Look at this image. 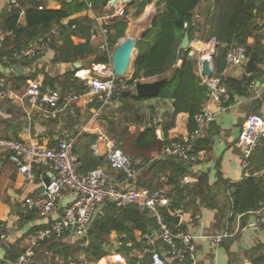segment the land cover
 <instances>
[{
    "label": "crops",
    "instance_id": "obj_1",
    "mask_svg": "<svg viewBox=\"0 0 264 264\" xmlns=\"http://www.w3.org/2000/svg\"><path fill=\"white\" fill-rule=\"evenodd\" d=\"M70 1L72 0H44V5L49 9H58L62 4ZM134 1L108 0L106 5L93 4V2L88 1L91 9L86 7L72 14L70 16L72 20H80L87 17L91 21L90 44L93 49V51L83 54L74 61L55 60L56 49L63 45V34L53 40L41 58L33 62L16 63V65L22 64V76L16 75L13 69L10 71L0 61V74L8 77L9 86L19 95L24 94L27 80L30 77H36L45 87L58 91L62 101L72 93L80 96L79 100L75 102V114L71 115L67 110H64L56 120L42 119L40 112L29 99L25 100L24 106L13 100L0 99V138H11L27 144L38 143L39 145L50 146L55 143L60 135L80 132L75 146L78 145V149H82L84 152L89 150L91 154L100 160L101 163L97 166L106 168L111 177L116 180L119 178L120 173L109 168L107 153L111 147H116L113 136L115 135V129H118L116 126L117 122L126 124L123 112L124 110L127 111V105L132 107L131 110H133L131 114L124 112L133 120L129 124L131 125L129 129L136 134L146 129H153L155 133V139L150 142L151 144L144 145L141 148L133 147L134 153L144 157L150 158L157 155L167 141L174 138H182L194 129L193 127L190 130L187 113L181 112L173 117L172 99L169 97H160L157 94L151 97H143L140 100L134 97L126 98L130 95L123 96L125 90L122 91V97L118 95L110 106L99 110V103L95 99L83 95L87 89L86 77L97 75L94 68L101 69L104 66L111 65V59L103 48L105 39L109 41L112 58L116 46L125 37H132L136 41L150 30L152 20L162 6L158 4V0H153L134 19L127 18V11L133 7L131 5ZM25 3L26 1H21L17 5L22 7L19 17L21 25H25ZM201 5L204 9H206V6L209 8L207 1L205 3L203 0ZM121 7L126 10L125 16L110 18ZM4 10H6V0H0V15ZM256 14H254L253 18L256 29L246 38V46L252 49V52H256L258 58L261 59L257 60L254 73L246 70L247 61H245L242 65L233 67L225 75V78L234 80V85L227 87L231 95L230 105L224 108H218V105L214 107L216 120L206 129L199 142L196 164L193 169H189L190 167L184 164L186 170L178 178L179 186L183 190L181 204L184 210L183 214L179 216V223L185 230L193 234L196 244V257L194 262L188 261L175 264H251L261 251V247H264V229L261 232L240 230L241 227L254 221L255 215L253 213L247 212L235 215L224 223V218L230 216V213H228L229 201L227 199L229 194L226 192V183H237L245 177H255L264 174V168H262L260 161L254 155V166L252 164L251 169L248 171L241 169L240 157L242 150L237 145L239 131L245 117L249 113L264 115V59L263 55L260 57L261 50H263L264 54V0H259ZM107 16H109V19L105 20ZM147 19H149V22L146 24ZM118 20H123L127 23L123 33L122 31L119 32V28L114 25ZM62 22L66 24L68 19H64ZM101 25L107 28L106 36L100 32ZM0 32L5 34V39L7 37L9 40L11 39L10 32L3 29L1 25ZM118 33H121V36L117 38ZM70 39L75 45L82 44L85 41V38L80 34H73ZM190 45V50L195 52L199 47L205 46L206 48L208 44L199 39L196 42L195 38H193L190 39ZM11 48L8 41L5 49L12 50V54L17 51L15 48ZM103 55L108 59L106 63L95 62V59ZM179 64L180 61L177 62V66ZM131 73L132 71L130 70L128 75L119 77L121 80H128ZM69 74H71V77L68 80L66 76ZM165 77L169 79V74L142 78L140 81L154 82ZM202 78L204 81L205 78ZM249 78L254 81L252 90H249L244 83ZM237 82L242 83V92L235 85ZM73 83H75L74 86ZM84 85L86 89L82 90L81 87ZM131 91H133V87ZM212 104L211 102L210 107ZM172 160L163 161L164 164L162 163V165L165 167L163 173L156 171L154 175L147 172L145 175L142 174L143 176H140L141 179L140 177L138 179V184L140 182L147 186L158 187L160 184L165 183L162 177L170 175V162ZM186 175L189 179L188 181H184ZM201 177L205 178V184L199 182ZM44 178L47 177L40 179L37 176L31 182L25 181L23 176L17 172L16 168L0 151V224L4 225V230L7 234L6 239L0 241V264H11L17 254L23 249L26 235L39 227L48 225L60 215L58 211L48 215L39 214L36 210L26 208L24 204L27 197H39L44 189ZM200 187H202L204 192ZM70 201L71 197L65 194L61 200L60 208L66 206ZM107 206L109 210L112 208L109 203ZM104 207L95 210L90 226L98 216L105 215ZM168 212L171 214V211ZM149 229L152 230L153 227L151 226ZM223 232H228L230 236L221 241L217 247L208 242L207 235ZM141 235L140 231L134 230L133 239H129L126 246L135 251V243L141 244L143 242ZM108 237H110V241L115 238L118 243L112 245L115 256L106 253L103 247L105 254L98 260V264H101L103 260L109 257L117 258V262L121 258V255L117 252L120 245L118 234L115 231H111ZM79 239L81 238L65 235L62 239L56 240L54 244L53 242L45 244L43 249L36 253L31 264H74L71 255L64 259V254L74 251L72 248L78 246L79 243L77 241ZM83 242L85 246L88 243L87 240ZM104 246L108 245L105 244ZM115 247L118 248L115 249ZM50 250L63 257H59L61 262L56 263L46 260V257H49ZM79 254L78 259H81L84 255ZM108 262L111 263L110 261Z\"/></svg>",
    "mask_w": 264,
    "mask_h": 264
},
{
    "label": "built area",
    "instance_id": "obj_2",
    "mask_svg": "<svg viewBox=\"0 0 264 264\" xmlns=\"http://www.w3.org/2000/svg\"><path fill=\"white\" fill-rule=\"evenodd\" d=\"M21 1L26 0H6V11L19 5ZM80 1L87 3L86 7L91 9L87 0ZM38 8L43 9V6L39 5ZM256 12L257 9L253 8L252 13L256 14ZM122 16H125L124 7L118 8L110 18ZM106 19H109V16L105 17ZM100 32L106 36V26L101 25ZM60 34V25L54 23L46 33L29 42L25 47L12 55H2L1 63L12 71L13 63L33 62L46 53L50 44ZM4 39L5 34L0 32V48L3 46ZM104 42V51L111 59L109 41L105 39ZM247 57L245 46L230 44L222 72L204 80L209 89L208 95L200 109L194 114V129L186 136L170 139L160 153L148 159L130 157L121 148L111 147L107 153L108 166L120 173L116 180L102 166H96L87 173H80V160L75 153V145L80 132L60 135L50 146L0 138V151L25 181L31 182L37 176L40 179L49 178V184L44 185L38 198L27 197L25 199L26 208L36 210L43 215L53 214L60 208L65 194L71 197V201L63 207L62 213L57 218L48 225L39 227L26 235L23 249L11 264H31L36 253L42 250L45 244L60 240L65 235L76 238L86 237L95 210L108 203L117 210L135 206L140 211H146L153 218V229L141 235L145 242V252L150 258L149 264L194 262L196 244L193 234L179 228L180 223L175 225L165 218V211H171L170 207L174 200L171 186L149 189L138 185V179L147 165L159 159L172 158L189 166V169H193L198 160L197 142L203 137L210 124L216 120V112L211 110L210 104L214 101L218 108L229 107L231 95L224 83L225 75L233 67L245 63ZM94 70L97 75L86 77L87 89L83 95L95 99L101 110L110 106L114 93L125 91L128 84L126 79L121 80L114 73L111 65L101 69L94 68ZM253 87L254 81L251 80L248 89L252 90ZM79 97L72 93L62 101L58 91L45 87L36 77H30L27 80L24 94L19 95L9 86L8 77L0 74V99L13 100L21 106H24L25 100L29 99L45 120H56L64 110L74 115L75 102L79 100ZM263 140L264 115L249 113L242 122L237 140V145L242 150L240 167L243 171L250 170L252 153L262 144ZM162 180L166 182L167 177H162ZM188 180L186 175L184 181ZM183 212V206L180 205L174 208L171 214L181 216ZM249 212L255 215L254 221L241 227L240 230L261 232L264 229V206ZM229 236L228 232H223L207 235L206 238L211 245L217 247ZM6 237L4 225L0 224V241L5 240Z\"/></svg>",
    "mask_w": 264,
    "mask_h": 264
},
{
    "label": "trees",
    "instance_id": "obj_3",
    "mask_svg": "<svg viewBox=\"0 0 264 264\" xmlns=\"http://www.w3.org/2000/svg\"><path fill=\"white\" fill-rule=\"evenodd\" d=\"M88 1L93 2V4L101 5H106L108 2V0ZM152 1L153 0H135L131 5L137 9L135 16L139 15L143 8ZM202 1L203 0H158V4L162 6L152 20L150 30L135 41L137 53L132 61L131 76L126 81L128 84L126 91H128L142 78H152L169 74V79L158 93V96L172 99L173 117L181 112L188 114L190 130L194 127V114L200 109L203 101L208 95V86L200 75L198 61L195 55L189 54L191 51L190 49L183 50L179 47L184 34L187 33L189 39L197 37L204 42H209L211 39L216 41L215 56L211 60L212 65L215 67L213 76H216L222 72L225 67L226 53L230 44L236 43L245 46L247 56L252 52V49L246 46V38L256 29V24L253 21L254 14L252 13V9H258L259 2V0H214L213 6L210 7L209 5L204 16L203 13L205 10L201 5ZM25 4V25L19 23V17L22 12V7L20 6L13 7L10 11L4 10L0 15V25L11 34V41L7 37L4 39V45L0 48V61L2 55H12V50L5 49L8 41L12 47L11 49L15 48V50L18 51L22 47H25L30 41L46 33L54 23L60 25L61 34L64 35L63 45L56 49L55 60L66 62L74 61L83 54L93 51L90 44L91 21L87 17L81 18L80 20L70 19L72 14L86 8L87 3L79 0H72L62 4L58 9L46 8L44 0H26ZM39 5H42L43 9H39ZM64 19H68L66 24L62 22ZM114 25L119 28V32L122 31L123 33L127 23L126 21L118 20ZM73 34L82 35L85 38L84 43L75 45L70 39V36ZM120 34L121 33H118L117 38L121 36ZM262 55L263 50L260 51V57ZM260 59L261 58H257V60ZM107 61L108 59L105 55L95 59L97 63H106ZM178 61H180V64L177 66ZM252 73H254V71ZM70 77L71 74L67 75L66 79L69 80ZM74 80H76V78H74ZM251 80L252 78L246 79L244 81L245 85L248 86ZM224 83L227 87H230L234 85V80L225 78ZM74 85L75 83H73V86ZM235 85L240 92L243 91V89H241V82H237ZM81 89L85 90L86 86H82ZM119 96L122 97V91ZM130 97L139 100L143 99V97L135 95H130L126 98ZM128 107L127 105V111H124L131 114V112H133V110H131L132 107ZM117 123L116 126L118 129H115V135L117 137L116 144L121 142L124 132L130 131V129L124 127L121 122ZM154 139V130L146 129L145 131L133 135L132 148H141L144 145L151 144L150 142H153ZM200 140L197 142L196 151ZM116 147L119 146L116 145ZM123 152L130 157L148 159L134 152V154L124 150ZM75 153L80 160V173H87L101 163L89 150L84 152V150L78 149V145L75 146ZM253 155L260 161L259 163L262 168H264V140L252 153L251 167L252 164L254 166ZM169 159L172 160V158ZM169 159L153 161L144 168L142 174L145 175L147 172L154 175L156 171H161L163 173L165 167H163L162 163L163 161H169ZM172 161L170 162L171 173L167 177L165 183L160 184L158 187H152L151 185L147 186L139 182L140 186L149 189L164 187L167 184L170 185L174 193V200L170 207L171 211L182 205L181 197L183 190L179 186L178 178L186 170L183 163L175 160ZM204 179L205 178L201 177L199 182L205 184ZM225 187L226 192L229 194L227 199L229 201L228 213H230V216L224 218V223L228 222L230 217L244 214L264 206V174L255 177H245L237 183H226ZM200 188L204 192L202 187ZM104 209L105 215L98 216L92 222L88 230V236L90 235L94 240L84 249L87 254L90 253L93 255L87 260L98 261L104 256L103 247L107 243L106 236H108L111 231H115L119 236L120 245L117 251L118 254L125 255L124 250L129 249L126 245L129 239H133L134 230L146 233L151 231L149 227H154L153 218L146 211H140L135 206H128L118 210L112 206L109 210V207L106 205ZM179 228L185 229L181 224ZM52 242L54 244L56 241ZM137 245L139 244L135 243L134 246ZM261 248L262 252H259L251 264H264V247ZM67 256L68 253L64 254V258ZM149 259L148 256V264Z\"/></svg>",
    "mask_w": 264,
    "mask_h": 264
},
{
    "label": "water",
    "instance_id": "obj_4",
    "mask_svg": "<svg viewBox=\"0 0 264 264\" xmlns=\"http://www.w3.org/2000/svg\"><path fill=\"white\" fill-rule=\"evenodd\" d=\"M152 26V24H151ZM195 41L197 42L198 39L195 38ZM216 46L217 43L214 42L212 44V51L209 53L207 58H204L201 62V69H200V75L204 77L205 79H210L213 76V70H212V65H211V60L215 56L216 52ZM180 49L187 50L190 49V39L187 33L184 34L180 45ZM135 49V40L132 37H125L115 48L112 54L111 58V67L114 71V73L118 76H124L125 73L128 71L132 55ZM190 55H193L194 52L191 50L189 52ZM257 58L258 55L256 52H252L247 59L246 62V70L248 72H253L256 69L257 65ZM11 68L15 72L16 75L22 76L23 74V67L22 64L16 65L12 64ZM168 79L162 78L154 82H144V81H137L133 87V91L128 90L123 92V96L131 95L134 94L138 97H151L157 95L162 88L165 86L167 83ZM209 90V89H208ZM211 106V110L214 109V107L217 106V104L213 101ZM44 185L49 184V178H44L43 179ZM63 211V208H60L58 210V213L61 214ZM165 218L167 221L172 222L173 224H178L179 223V216L178 215H171L168 211H165ZM108 246H104V250L107 249ZM118 247H115L117 249Z\"/></svg>",
    "mask_w": 264,
    "mask_h": 264
},
{
    "label": "rangeland",
    "instance_id": "obj_5",
    "mask_svg": "<svg viewBox=\"0 0 264 264\" xmlns=\"http://www.w3.org/2000/svg\"><path fill=\"white\" fill-rule=\"evenodd\" d=\"M204 1H205V3L207 1V4L210 5V7L213 6L214 0H204ZM206 9H208V6H206ZM206 9H204L205 10L204 13H203L204 16H205V13L207 11ZM136 10L137 9H135L134 7L129 9L127 11V18H133L134 19L136 17L135 16ZM127 18H124V19H127ZM148 22H149V19L146 20V24ZM202 42H204V41H202ZM214 42H216L214 39H211L209 42H204V43H207L210 47L208 45H207L206 48H205V46L204 47H199V49L194 52L193 55H195V57H196V59L198 61L199 72H200V69H201V62H202L204 57H206V58L208 57V52L212 51V44ZM136 50H137V48L135 47L133 55H132V59H131V63H130L129 69L126 72L125 75H128L130 73V70L132 71V61L134 60V57L136 55ZM212 70L213 71L215 70V67L213 65H212ZM119 94H120L119 92H115L114 96H113V100L116 99ZM124 112H123V115H124L123 118H131L130 116H128ZM131 121H133L132 118L131 119H126V121H125L126 124H122V125L124 127H128L129 128L131 126V125H129L131 123ZM135 134L136 133L134 131H131V130L129 132H124L122 134L121 142H119L116 145H118L124 151H126L128 153H133L132 140H133V135H135ZM110 135H112V134H110ZM113 137H115L114 140H115V143H116V141H117L116 135H114ZM106 239H107L106 245L109 246V248L106 249V253L111 254L112 256H115L114 255V248L112 247V245L116 244L117 241L115 240V238L112 239L113 241H110V237H108V236H106ZM84 240L88 241L86 246H85V243L83 242ZM93 240H94L93 237H91L90 235L88 236V234H87L86 237L81 238V239H79L77 241L79 244L77 243L78 246H75L74 248H72V249H74V251H69L68 252V255H71V257H72V262L74 264H98L99 263V261L87 260V259L91 258L93 255L90 254V253L87 254L85 252V250H84L85 248H83V247H87L89 245V243H91V241H93ZM81 246H83V247H81ZM124 251H125V255H121V258H119V261L117 263H111V264H148V255L145 252V243H144V241L141 244L136 246V250L135 251H132V249L130 247H129V249L124 250ZM79 253L84 255L81 259H78V256L80 255ZM59 257H61V255H59L58 253H55V251H51L50 250L49 257H46V260H48L49 262L53 261V262L58 263V262H61ZM61 258H63V257H61Z\"/></svg>",
    "mask_w": 264,
    "mask_h": 264
},
{
    "label": "bare ground",
    "instance_id": "obj_6",
    "mask_svg": "<svg viewBox=\"0 0 264 264\" xmlns=\"http://www.w3.org/2000/svg\"><path fill=\"white\" fill-rule=\"evenodd\" d=\"M211 52V51H210ZM210 52H208V55H209V53ZM204 58H206V57H204ZM117 258H108V259H106V260H103L102 262H101V264H109V262L107 263V261H110L111 263H117V260H116ZM110 263V264H111Z\"/></svg>",
    "mask_w": 264,
    "mask_h": 264
}]
</instances>
